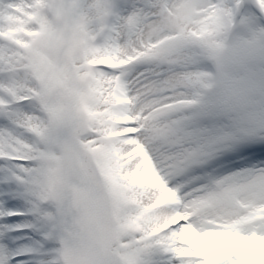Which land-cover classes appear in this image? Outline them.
I'll list each match as a JSON object with an SVG mask.
<instances>
[{"label":"snow or ice","instance_id":"snow-or-ice-1","mask_svg":"<svg viewBox=\"0 0 264 264\" xmlns=\"http://www.w3.org/2000/svg\"><path fill=\"white\" fill-rule=\"evenodd\" d=\"M233 27L225 0H0V264H264V29Z\"/></svg>","mask_w":264,"mask_h":264},{"label":"rangeland","instance_id":"rangeland-1","mask_svg":"<svg viewBox=\"0 0 264 264\" xmlns=\"http://www.w3.org/2000/svg\"><path fill=\"white\" fill-rule=\"evenodd\" d=\"M226 5L234 12L236 0H225ZM254 11L245 21L243 28L244 35L237 38H248L255 31L264 29V8H261L257 0L254 2Z\"/></svg>","mask_w":264,"mask_h":264},{"label":"clouds","instance_id":"clouds-1","mask_svg":"<svg viewBox=\"0 0 264 264\" xmlns=\"http://www.w3.org/2000/svg\"><path fill=\"white\" fill-rule=\"evenodd\" d=\"M235 39H236V38L233 36V40H234V41H235ZM262 54H264V53H259V52L255 51V50H253V51L247 53L246 55H248L249 58H253V63H254V62H255V61H254V58H255L256 56H258V55H262ZM231 56H232V52H231V50L226 51V52L224 53V57H225V59H227V58H229V57H231Z\"/></svg>","mask_w":264,"mask_h":264}]
</instances>
